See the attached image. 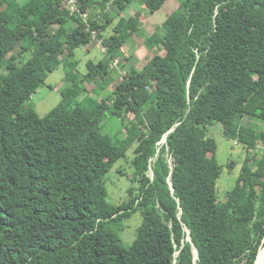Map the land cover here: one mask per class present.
I'll return each mask as SVG.
<instances>
[{"label":"trees","instance_id":"1","mask_svg":"<svg viewBox=\"0 0 264 264\" xmlns=\"http://www.w3.org/2000/svg\"><path fill=\"white\" fill-rule=\"evenodd\" d=\"M171 1L78 0L85 21L63 0H0V264L263 260L264 159L250 151L264 145V94L254 90L264 74V0H175L145 41L165 55L132 68L100 102L91 98L115 81L111 63L140 30V13L122 14L141 5L152 15ZM94 33L105 59L80 73L76 51ZM62 65V99L40 117L28 104ZM109 117L123 124L122 139L102 132ZM217 124L248 154L223 199V167L208 137ZM130 151L139 186L114 206L104 180ZM139 210L143 222L125 247L124 220Z\"/></svg>","mask_w":264,"mask_h":264},{"label":"rangeland","instance_id":"2","mask_svg":"<svg viewBox=\"0 0 264 264\" xmlns=\"http://www.w3.org/2000/svg\"><path fill=\"white\" fill-rule=\"evenodd\" d=\"M170 7L171 13L173 10L177 9V2L175 0H172L171 3L167 2L160 11L152 15L147 13L145 8L141 5H135L132 7V10L122 14V16L128 20L131 15L140 13V30L133 35V37L122 48L123 55L121 58L119 57L117 59L118 65H115L116 63L114 64L116 60L111 63L115 81L109 85L106 90L102 91L101 95L92 96L91 98L93 100L100 102L101 99L112 94L116 86L132 68L136 71H140L155 55H165V51L159 49L157 44H154L153 48H149L145 41L162 26ZM107 11L112 17H114V25L117 24L120 18L116 17L117 11L115 10L113 3L109 4ZM110 34H112V28L108 31L107 36ZM93 41L94 42L90 47L85 49L81 48L76 51L75 59L80 61V66L78 67L80 73L86 72V64L88 61L93 60L98 62L101 59H105L106 53L102 50V44L97 40L93 39ZM84 50L86 51V54L84 53ZM17 51H20V49L18 48ZM29 57L30 55L26 54L23 60H27ZM65 74L66 70L62 65L58 70L49 75L46 79L45 86L41 87L36 94L32 96L28 107L34 109L40 117H46L60 103L62 99L61 90L65 86ZM88 88L91 91L93 85H90ZM254 90L258 93L264 94V74L256 78ZM86 97L87 94H83L79 97L78 101L82 102ZM232 119L235 120L236 116L234 115ZM241 122L242 124H245L248 121L243 119ZM220 128L222 127L219 124L209 126L208 137L216 142V160L223 167L222 176L218 181V194L220 198L223 199L224 194L227 195V193L233 189L237 174L247 159L248 154L243 146L226 139L223 135V131L219 132L218 129ZM102 132L113 138L122 139L124 133L123 124L119 119L109 117L103 126ZM250 153L252 154V157L257 160L264 159V145L260 146L253 152L250 151ZM132 159L133 154L130 151L127 157L119 160L105 177V187L109 195L108 201L114 206L121 205L128 200L129 190L131 188L134 187L135 190L138 189L139 183L134 177L135 170L132 165ZM232 163H234V167L231 171L227 166ZM150 176L152 177V174H150ZM142 222L143 214L141 210L134 213L131 218L124 220V227L120 233L122 245L130 247L133 244Z\"/></svg>","mask_w":264,"mask_h":264},{"label":"built area","instance_id":"3","mask_svg":"<svg viewBox=\"0 0 264 264\" xmlns=\"http://www.w3.org/2000/svg\"><path fill=\"white\" fill-rule=\"evenodd\" d=\"M63 1H64L65 6L69 9V11H70V13H71L72 16H73L74 14H76V13H79L85 21L87 20L88 15H87V14H82V13H80V11H79V8H78V4H79V2H78V0H63ZM93 39L96 40V33H94V37H93ZM99 42H100V43L102 44V46H103L102 41L100 40ZM102 50L105 51V53H106V48H105L104 46L102 47ZM115 63H116V64H115ZM114 64H115V65H118V60H116V61L114 62Z\"/></svg>","mask_w":264,"mask_h":264},{"label":"water","instance_id":"4","mask_svg":"<svg viewBox=\"0 0 264 264\" xmlns=\"http://www.w3.org/2000/svg\"><path fill=\"white\" fill-rule=\"evenodd\" d=\"M166 143L167 142V136L165 135L164 136V138H163V140H162V142L161 143ZM169 183H170V186H172V183H171V181H170V179H169ZM181 215H182V211H180V218H181ZM185 230L187 231V228L185 227ZM187 234H188V238H187V241L193 246V248H194V253H195V260H197L198 259V251H197V249L194 247V244H193V242H192V238H191V236H190V232L189 231H187ZM260 252V251H259ZM259 255V254H258ZM258 258V257H257ZM256 264V263H255Z\"/></svg>","mask_w":264,"mask_h":264},{"label":"bare ground","instance_id":"5","mask_svg":"<svg viewBox=\"0 0 264 264\" xmlns=\"http://www.w3.org/2000/svg\"><path fill=\"white\" fill-rule=\"evenodd\" d=\"M164 143H165V142H164ZM187 231H188V230H187ZM263 256H264V255H263ZM263 256H262V257H263ZM258 257H259V256H258ZM262 257H261V258H262ZM261 258H260V260H261ZM260 260H259V261H260ZM257 261H258V259H257ZM258 263H259V262H258ZM256 264H257V262H256ZM260 264H264V258H263V260L261 261Z\"/></svg>","mask_w":264,"mask_h":264},{"label":"crops","instance_id":"6","mask_svg":"<svg viewBox=\"0 0 264 264\" xmlns=\"http://www.w3.org/2000/svg\"><path fill=\"white\" fill-rule=\"evenodd\" d=\"M84 53L86 54V51H85V50H84ZM84 53H83V54H84Z\"/></svg>","mask_w":264,"mask_h":264}]
</instances>
